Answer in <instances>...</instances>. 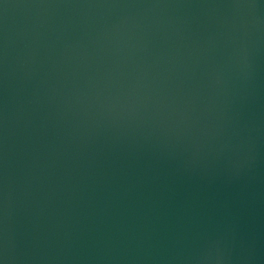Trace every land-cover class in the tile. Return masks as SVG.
I'll use <instances>...</instances> for the list:
<instances>
[{"label":"water","instance_id":"water-1","mask_svg":"<svg viewBox=\"0 0 264 264\" xmlns=\"http://www.w3.org/2000/svg\"><path fill=\"white\" fill-rule=\"evenodd\" d=\"M0 264H264V0H0Z\"/></svg>","mask_w":264,"mask_h":264}]
</instances>
